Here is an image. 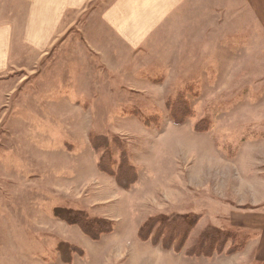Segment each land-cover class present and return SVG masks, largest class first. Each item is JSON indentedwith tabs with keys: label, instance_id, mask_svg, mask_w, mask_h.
<instances>
[{
	"label": "rangeland",
	"instance_id": "obj_1",
	"mask_svg": "<svg viewBox=\"0 0 264 264\" xmlns=\"http://www.w3.org/2000/svg\"><path fill=\"white\" fill-rule=\"evenodd\" d=\"M110 1L98 0L94 9L87 5L58 35L53 50L28 67L9 68L10 82H0V114L6 107V122L24 126L2 140L13 159L7 166L29 175L33 170L27 163L20 161L27 170L17 167L21 153L25 158L42 155L41 176L31 175L36 177L31 185L22 188V181L0 179V264H264V239H258L264 223V51L252 44L232 56L199 50L191 33L180 35L184 26L175 12L146 50L112 53L115 65L108 64L113 57L91 47L99 43L92 31L98 30L101 8ZM221 55L232 60L214 62ZM73 77L84 82L77 84L83 92L89 90L88 125L76 110L70 117L48 116L49 110L36 106L41 82L50 90L48 98L63 103L61 92L71 87ZM96 79L101 92L93 91ZM172 110L182 121L174 122ZM49 123L56 131L43 127ZM91 136L103 139L115 164L128 156L136 167L129 174L135 175L133 183L126 176V187L119 186L99 171ZM32 137L42 150L33 149ZM54 150L55 158L49 153ZM66 212L106 218L114 228L93 240L64 220ZM191 213L200 219L178 252L173 242L166 249L160 239L138 236L145 220L159 216L168 239H180L182 232L175 227ZM211 227L229 230L227 247L232 244L233 250L189 255L195 240ZM61 241L74 249L69 262L56 251Z\"/></svg>",
	"mask_w": 264,
	"mask_h": 264
},
{
	"label": "crops",
	"instance_id": "obj_2",
	"mask_svg": "<svg viewBox=\"0 0 264 264\" xmlns=\"http://www.w3.org/2000/svg\"><path fill=\"white\" fill-rule=\"evenodd\" d=\"M11 1L10 5L13 7L7 10L6 6L10 0H0V10H4V18L0 19V82H10L9 68L17 64L28 67L32 65L36 57L53 50L54 41L58 35H61L63 29L67 25H71L81 15L92 0ZM175 12H177L180 26H184V34L181 29L180 35L186 36L191 33L194 37L193 43L201 47L199 50L212 51L214 49V51L230 53L232 56L233 52H244V49L249 48L252 44L258 50L264 51V0H114L100 14L97 23L98 30L92 31L93 37H96L99 42L91 47L92 51L98 54H107L105 58L112 56L113 59L107 61L108 64L112 61L115 65V55H119L121 52L146 50L145 46L149 40H152L156 31ZM8 14L13 16L7 17ZM67 18H69L68 22ZM190 24H193L194 27L187 28ZM16 25L17 29L14 31ZM112 53L115 55H111ZM227 60L232 59L228 58V55H221L219 58H215L214 62ZM208 66L217 65L210 63ZM84 78L86 77L84 76ZM70 80L68 84L71 87H68L67 91L61 92L63 103L61 98L60 100L59 98L56 100L48 98L50 90L43 86L45 82H41L39 89L42 92L35 96L36 106L41 110H49L50 115L43 112L48 116L66 115L70 117L76 110L82 117H85L86 125H88L90 119L86 117L89 116L90 109L88 110L86 100H89V90L85 87V93L82 91V88L77 84L84 82H79L77 77ZM38 83L39 81H36V85ZM92 85L94 92H101L99 79L93 81ZM78 100L82 102H75ZM57 104H60L62 112L59 111ZM5 108L0 114V124L5 123L0 127V179L9 178V180L22 181L25 183L21 185L24 188L26 185H31L32 181L35 182L36 177L32 178L31 175L41 176L42 155L40 153L33 155L35 158H25L21 153L20 156L23 159L17 160V167L22 170H27L30 167L29 171L33 170V173H29V175H25L24 171L21 173L18 168L17 171H12V166H7L12 163L13 159L9 157V152L4 150L2 140L5 139L6 133L11 132V129H16L19 132L24 130V126L18 122L13 123L11 127L8 121L6 122L8 109L5 110ZM72 121L70 118L68 125H73ZM34 126L26 127L25 130L35 129ZM43 127L56 131V127L51 123L48 127L46 125ZM38 129L42 130L40 122ZM45 129L44 131H46ZM7 138H12L11 134ZM31 139H33L30 143L34 146L33 149L42 150L41 142H38L35 137ZM18 149L21 152H28L24 147ZM49 153L52 154L51 157L58 156V152L55 150ZM64 153L69 155L68 150H65ZM20 161L27 163L29 167H21ZM34 163L37 164L33 165ZM243 219L245 223L249 222L247 218ZM258 229V239H264V223L259 224Z\"/></svg>",
	"mask_w": 264,
	"mask_h": 264
},
{
	"label": "trees",
	"instance_id": "obj_3",
	"mask_svg": "<svg viewBox=\"0 0 264 264\" xmlns=\"http://www.w3.org/2000/svg\"><path fill=\"white\" fill-rule=\"evenodd\" d=\"M92 2L93 0L88 4L90 5V7L92 6V9H94L100 3H97L98 0L95 3ZM112 3V1L107 2L106 5L101 8V10H105ZM185 109L186 106L185 102L183 101L181 105L182 112L186 113ZM177 115L178 114H176L174 110H172V116L175 123H179L180 121H182V117H178ZM199 127L200 128H197L198 130H202L204 128L201 127L200 124ZM91 146L94 149L95 153L98 155L96 165L99 171L114 177L116 184L119 186L126 187V185H124L126 176L128 178H132L128 179V181L130 183H133L135 175L130 177L129 174L136 173V167L131 165L126 154H123L120 157L121 160L117 164H115V159L113 160V158L111 157L108 146H106L105 142L100 136H91ZM99 149L100 152L98 153ZM64 217V220L68 224H77L80 229L93 240L100 238L103 234L112 232L114 228L113 221L102 217L89 216L86 213L83 215V217H81V215H72V213L67 214L66 212V215ZM161 219L162 218L159 216H151L147 220H145L139 227V238L152 239L153 242H156L160 239L166 249L170 247V242H173L174 247H172V249L178 252L182 249L189 231L196 225L197 221L200 219V215L197 213H191L187 214L184 217H180L181 220L175 227L178 232H182V236L180 237V239H168V235L165 234V225L161 222ZM229 237V230L225 228H207L205 232L200 235L199 239L195 240L191 249L188 251V254H204L206 256H209L214 250H217L219 252H222L224 250V252L229 253L230 250H233L232 246H234L231 244L227 247V242L228 240H230ZM71 246V244L62 241L58 242L55 246L56 251H58L61 256H63V260L65 262L70 261V253L74 250L71 248ZM66 248L67 251L63 253L62 249L64 250ZM65 254L68 255L67 258L64 257Z\"/></svg>",
	"mask_w": 264,
	"mask_h": 264
}]
</instances>
